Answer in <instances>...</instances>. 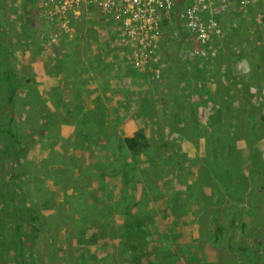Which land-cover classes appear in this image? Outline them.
Here are the masks:
<instances>
[{
  "label": "rangeland",
  "instance_id": "1",
  "mask_svg": "<svg viewBox=\"0 0 264 264\" xmlns=\"http://www.w3.org/2000/svg\"><path fill=\"white\" fill-rule=\"evenodd\" d=\"M23 2L0 0V22L11 51L7 62L20 77L22 87L17 98L19 118L13 130L20 136H31L38 128L36 115L49 110L41 105L34 110L31 103L39 96L38 84L60 80L56 61L80 33L90 42L77 44L74 55L83 60V55L99 53V58L118 72L105 81L94 80L90 71H85L88 79L74 74L68 80L73 90H78L74 98L89 108L92 100L100 97L98 83H104L101 99L118 103L108 106V114L118 112L112 122L120 123L125 134L143 129L149 143L136 164L139 181L133 187H124L121 177L109 174L111 168L104 166L112 159L118 168L130 161L121 135H110L100 151L78 152L79 147H69L79 155L70 153L66 157L58 152V147L64 152L58 140L50 145L53 140L33 136V141L38 140L41 149L47 151L44 165L35 170L42 171L45 189L35 190L31 181L36 172H26L25 168L28 175L23 183L31 189L28 193L25 188V192L40 221L32 235L28 221L23 222L20 244L23 242L24 251L33 242L37 264H261L256 255L264 247V193L255 201L252 194L256 186L253 174L257 173V185L264 187V164L254 159L257 165H248L251 157L256 158L254 150L243 151L237 143L242 145L241 138L253 142L262 134L253 136L239 128L236 120L243 116L244 104L253 105L252 110L264 116V69H252L244 54L240 58L245 62H235L232 67L221 65L223 55L219 51L236 37L244 39L238 40L243 42L242 49L251 46L253 40L258 47L263 46L264 0H205L208 10L204 17L215 20L219 28L204 38L191 32V24L179 17L183 8L199 7L195 0H174V14L164 24L157 50L145 54L131 45L119 50L113 24H103L97 13L89 14L84 6L81 19L67 16L72 29L69 33L61 31L65 20L59 23L56 9L45 5V0H36L31 8H24ZM110 54L120 62H114ZM68 61L73 63L72 56ZM172 64L177 65L178 73L166 76L165 70ZM26 78L30 81L24 84ZM28 105L33 121L28 119V111L24 115ZM82 105L75 107L77 114ZM74 119L63 118L74 125L72 137L77 140ZM59 140L66 142L61 136ZM57 154L58 163L54 164ZM144 167L148 170L143 174ZM4 170L8 167L0 172ZM3 175L7 181L9 173ZM144 187L149 199L141 205L149 210L144 218L151 237L147 255L138 263L126 254L120 228L125 224V212H141L130 197L139 200ZM159 193L161 198L156 199ZM2 214L4 239L15 247L7 255L8 264H15L19 239L4 214V206ZM154 246L158 250H152ZM141 251L145 250L136 252Z\"/></svg>",
  "mask_w": 264,
  "mask_h": 264
},
{
  "label": "trees",
  "instance_id": "2",
  "mask_svg": "<svg viewBox=\"0 0 264 264\" xmlns=\"http://www.w3.org/2000/svg\"><path fill=\"white\" fill-rule=\"evenodd\" d=\"M35 2L36 0H24L22 4L24 8L26 6L31 8ZM185 6H187V4H185ZM0 24V169L8 167V170H4L2 173L0 172V264H8L7 255L10 253L11 249L15 248L12 244L9 245L4 239L2 214L3 206L4 214L5 216L8 215L6 218L10 220V223L15 231V236L17 239H19V245L17 247L18 261L15 264H37L33 256L34 243L31 242L24 251V245L23 242L22 245L20 244V238L24 237V234L21 232V226L23 225V222L28 221L27 225H29V231H33L31 233L32 235L38 230L35 224L40 220H38L39 217L35 215L33 210L34 208L32 205H30V199L26 195L15 190V188H22L21 183L15 182L19 180L22 175H24L25 170L24 165L20 163V158L18 157L19 155L23 154L21 158L24 160L29 147L34 141L32 137L28 138L29 136L27 135L20 136L13 130V128L17 126L15 118V112L18 111L16 94L18 89L21 87V80L20 77L15 73L14 69H12L7 62V58L10 56L11 51L9 52L8 50L10 46L4 36L5 32L3 30V24L1 22ZM72 52H74L72 49L66 50L63 53L62 58L56 61V69L60 71L62 67L66 66V68H68L67 75L70 77L74 75V70L78 68V66H76L78 60ZM69 56H72V64L68 61ZM165 73L166 76L171 73L175 77L178 73L177 65L172 64L168 66V68L165 70ZM29 81V78H26L24 79L23 83L25 84ZM55 95L57 97L58 104L61 105L63 90L56 87ZM74 100L75 98L73 101ZM166 104H168V102H166ZM68 107L69 106L65 107L63 112L67 115H72L73 111L76 109L74 107ZM36 109L37 106H34V110ZM84 111L85 109L83 108L82 112ZM42 115L43 122L41 123V126L38 130L36 129L32 132V136L37 135L39 137H45L48 131L51 130V114L45 113ZM31 119V121H33L32 114ZM58 139H60V136ZM122 141L127 156L131 158L130 161L118 168L116 164L113 163L112 159V161L105 163L104 166L106 169L111 168V170H107L109 174L121 177V182L124 187H128L130 185L133 187L134 183L139 181V176L137 174L138 166H136L138 157L140 154L144 153V149L148 146V138L144 134L143 129H139L132 136L122 138ZM54 163H58V154ZM142 170L144 174L147 172L148 168L144 167ZM7 172L9 175L7 177V181H4L3 174ZM145 177L149 178L148 176ZM158 198H161V193H159V197H156V199ZM25 199H27L28 202H25ZM148 199L149 193L146 187L143 188L142 196L139 200L136 199V202L130 197V202L132 201L134 205L137 207L139 206L141 208V212L139 214L129 213V211L125 212V224L120 228L121 242H124L126 245V254L133 256L138 261V263L140 261V257H145L147 255L146 250L148 249V244L151 237L148 229V222H145L144 218L149 210L146 209V205H141L146 204ZM7 208H10L8 212L6 211ZM20 211H22V214H20ZM29 215L31 217H29ZM211 223L215 229H219L217 224L214 222ZM161 240L165 241V237L162 236ZM163 247L165 248L166 245ZM140 249L145 251H141V253L136 252ZM240 249H242L245 253H250L247 249H243L242 247H240ZM152 250H158V246L152 247ZM256 259H258L261 264H264V247L258 252Z\"/></svg>",
  "mask_w": 264,
  "mask_h": 264
},
{
  "label": "crops",
  "instance_id": "3",
  "mask_svg": "<svg viewBox=\"0 0 264 264\" xmlns=\"http://www.w3.org/2000/svg\"><path fill=\"white\" fill-rule=\"evenodd\" d=\"M102 21H103V24H113V27L116 28V25L112 23L111 21H107V20H102ZM224 29L225 27L222 26V30ZM112 32L115 37V41L117 42L116 45L117 47H119V50L123 51L122 48L124 46L128 47L132 45L131 42L122 40L121 37L119 40L116 29L112 30ZM81 35L82 34L80 33L75 35L74 37H76V39H74L70 43V47L68 49L74 50V52H72L73 54L75 53V50H76L75 46L77 44L79 45V44H82L83 42H86V43L90 42L87 37L82 38ZM119 35H120V32H119ZM238 40H244V39L243 38L238 39V37H236L235 40H232V39L230 40L231 43L230 45H228V47L221 48V50L219 51V53L223 55L222 57L223 63H221V65H230L232 67L235 62H239V61L245 62L244 58H240L242 54H244L247 56V59L250 62L249 64H247L248 66L256 70H259V68L264 69V41L262 42V45H263L262 47H258L257 46L258 42L256 40H253V44L251 46H247L242 49L243 42H238ZM225 45H226V42H223V46ZM91 48L93 50L97 49L96 47H91ZM110 56L114 62H120V60L115 58L116 57L115 54H110ZM75 57L78 60V63L76 65L78 66V68L74 70L75 71L74 74H76L78 78H81V77L85 78L86 77L85 71H90L94 73L95 75V76L93 75L94 80L97 81L101 78H104L103 81H105V79L113 77L118 72V69L113 68L111 63L106 64L104 59H100L99 57H102V55H100L99 53L94 52V55L92 56L83 55V60H81L77 56ZM67 69L68 68L66 67H62L60 71L58 70V73H59L58 75H62L59 78L60 80L57 79L53 83H51L49 80H45L42 83L40 82V84H38L39 96L35 98L31 103L34 106L41 105L43 108H46L48 106L49 110L36 115L39 119V126L37 130L39 129V127L41 126V123L43 122L42 114H45V113L51 114V120H50L51 130L48 131L45 137H39L37 135L36 136L33 135V136L35 138L36 137H38L39 139L41 138V140L43 139L53 140V142H49V143L47 142L50 145L58 140L59 143H61L60 146L64 147L63 148L64 152L59 151V147H58V152L60 153V155H62V157H66L70 153H73V154L75 153L76 155H79L78 152L80 151H88V150H93V149H96L97 151L104 150L106 140L108 139L110 135H121L122 138L132 136L134 133L125 134V131L122 128H119L120 123L112 122V119L115 118L117 110H115L114 113L110 115L108 114L109 113L108 106L113 105L114 107V105L116 106L118 103L111 104V100L105 99V102H104L101 99V97L103 96V93L105 92L104 90H101L104 88L103 86L105 85L104 83L103 85L101 83H98V86H100L101 88L99 90L100 97L94 98L89 108L84 107L82 105V102L76 100V98L73 101L74 97H76L78 94V90L75 92L73 90L74 87L68 84V80L70 76L67 75ZM80 71H82L81 75H80L81 73ZM129 72H132V71L130 70ZM87 77H90V76H87ZM56 87L63 90L61 105L58 104L57 97L55 95ZM21 88L22 87L18 89L16 98H18V92L20 93ZM79 89L85 92L87 91L86 87L79 88ZM262 93H263V105H264V73H263V79H262ZM67 94H70V96H66ZM65 96H66L65 101H70L71 102L70 105L64 101ZM232 102L233 100H231V103ZM79 104H81L82 107H81L80 112L77 114L76 112L77 109L75 107L78 106ZM105 104L107 105L106 108H105ZM67 106H69L70 108L74 107L76 109L73 111L72 115H67L66 113L63 112L64 110H61ZM243 107H244L243 116L236 120L238 127L247 131L248 133H253V136H258L259 134H262V136L253 142H249L246 138H241L240 142H242V145L239 146V144L237 143V148H241L243 151H247L249 149L254 150L253 155L256 156V158L251 157L250 161L248 162V165L256 166L257 163L253 161L254 159L257 160L259 163L264 164V116L261 113H257L253 111L252 110L253 105L244 104ZM83 108L85 109L84 112H82ZM27 111L30 114H32L30 111V105L26 107V110L24 111V115H26ZM20 112H23V110ZM32 116L34 120V115ZM72 116H75V119L73 122L76 125L77 140H75L74 137H72L74 133V125H71V123H65L63 120V118L70 119ZM27 117L29 120H32L31 115L27 114ZM15 118L16 119L19 118V111L15 112ZM238 127L236 126V128ZM69 128L70 130L66 132L65 129H69ZM231 128H233V126H231ZM120 129H122L123 134L120 132ZM59 134L62 138L66 139V142L60 141L57 138ZM33 136L31 135L28 138H31V137L33 138ZM69 147L70 148L79 147L78 152L69 151L68 149ZM41 148H42V145L40 144L38 140H35L33 144L30 146L29 150L31 149V153L29 154L28 153L29 150H28L25 160L21 162L22 165H24L25 163L24 167L26 168V172L35 171L37 167L40 168L41 166L44 165V162L47 159L46 157L47 151ZM230 148L232 151H234L235 143L232 142ZM36 151H41L42 153H39L38 155ZM258 153H261L260 158H258ZM22 160L23 158H20V161ZM30 163H33V168L31 169L29 168ZM54 164H57V163H54ZM50 165L55 166L53 164H50ZM35 172H36V175L34 177V180L31 182L35 185L34 188L36 191H43V189H45V185L43 186L42 171L38 169ZM27 175L28 174L25 173L24 175L21 176L19 180L15 182V183L22 184L21 189L15 188V190L24 195H26L25 188L28 193L31 190L30 187L26 185V183H23V177ZM253 178H254L253 182L255 183L256 186L254 188V193L252 194V197H253V200L255 201V198H259L263 195L264 187L257 185L258 181L255 179L257 178V173L253 174Z\"/></svg>",
  "mask_w": 264,
  "mask_h": 264
},
{
  "label": "built area",
  "instance_id": "4",
  "mask_svg": "<svg viewBox=\"0 0 264 264\" xmlns=\"http://www.w3.org/2000/svg\"><path fill=\"white\" fill-rule=\"evenodd\" d=\"M195 4L200 8L192 7L187 11L183 9L179 12V17L191 24L190 31L199 37L210 36L219 26L215 20L204 17L208 10L205 0H195ZM45 5L56 9L59 23L65 20L60 26L61 31L69 33L72 29L68 25V15L81 19L83 6L89 14L94 11L102 20L114 23L119 40L121 37L122 40L131 42V46H135L141 54L157 50L164 24L174 14V0H45ZM207 21L212 22L215 27Z\"/></svg>",
  "mask_w": 264,
  "mask_h": 264
},
{
  "label": "bare ground",
  "instance_id": "5",
  "mask_svg": "<svg viewBox=\"0 0 264 264\" xmlns=\"http://www.w3.org/2000/svg\"><path fill=\"white\" fill-rule=\"evenodd\" d=\"M220 24V23H219Z\"/></svg>",
  "mask_w": 264,
  "mask_h": 264
}]
</instances>
